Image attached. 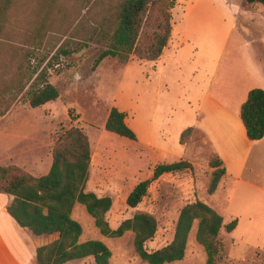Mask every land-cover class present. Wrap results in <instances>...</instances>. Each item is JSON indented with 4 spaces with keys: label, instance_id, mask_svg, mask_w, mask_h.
<instances>
[{
    "label": "rangeland",
    "instance_id": "1",
    "mask_svg": "<svg viewBox=\"0 0 264 264\" xmlns=\"http://www.w3.org/2000/svg\"><path fill=\"white\" fill-rule=\"evenodd\" d=\"M111 1L118 0H106ZM101 7L99 0H11L0 29V104L23 89L0 117V165L45 175L59 134L80 127L92 152L86 191L112 197L106 214L112 228L137 212L153 214L158 230L146 248L154 251L173 239L181 209L201 200L223 212L225 224L234 219H229L231 214L240 218L234 235L220 230L216 264H264V193L239 190L229 209L224 198L214 201L208 192L214 170L209 162L216 154L199 127L217 128L219 104L233 108L229 100L245 88H264V5L175 0L172 35L158 60L132 55L123 63L109 56L95 66L109 41L94 33ZM34 69L47 70L48 81L59 91L56 100L39 107L26 100L25 86ZM112 107L125 113L135 140L106 129ZM189 127L193 131L182 143ZM181 159L192 162L193 170L163 174L137 207L127 204L132 189L151 178L158 164ZM251 162L247 175L261 181L264 146L256 147ZM72 217L83 228L82 241L97 239L110 248L111 264H148L135 251L132 231L120 237L103 235L80 203ZM196 231L197 222L185 257L166 264H207ZM67 264L95 260L89 256Z\"/></svg>",
    "mask_w": 264,
    "mask_h": 264
},
{
    "label": "trees",
    "instance_id": "2",
    "mask_svg": "<svg viewBox=\"0 0 264 264\" xmlns=\"http://www.w3.org/2000/svg\"><path fill=\"white\" fill-rule=\"evenodd\" d=\"M260 3L264 0H245ZM11 0L0 1V29ZM101 10L94 33L108 38L107 47L95 61L97 66L106 57H117L127 63L132 55L147 61H156L168 46L172 35L171 8L175 0H118L110 3L101 0ZM68 54L67 49H62ZM27 85V102L39 107L59 97L58 89L48 81L45 69H34ZM12 88V89H16ZM19 92L0 104V117L6 114L21 95ZM12 91V90H11ZM240 116L250 140L264 137V89L252 88L242 103ZM105 127L119 136L135 140V132L127 124L125 113L112 107ZM193 131L187 128L181 135L185 143ZM189 134V135H188ZM91 144L85 131L72 126L62 131L53 147L52 164L47 174L32 175L20 167L0 165V192L9 197L8 213L33 237L36 249V264H65L72 260L92 256L95 264H111L112 251L101 240L80 241L83 233L81 224L72 217L77 203L84 205L94 218L96 226L105 236L120 237L127 231L134 233L133 245L139 257L148 264H166L185 257L189 235L197 222L196 240L207 253V264H216L221 251L220 230L224 227L232 232L237 219L223 225V215L201 200L186 204L180 211L173 239L166 246L154 251L146 248L158 230L157 218L148 212H137L125 219L117 228H112L106 219L112 197L98 196L86 191L91 163ZM214 169L208 192L213 194L226 173L222 159L215 155L210 159ZM188 160L158 164L151 178L139 182L129 193L127 204L137 207L147 195L151 183L163 174L182 170H193ZM51 237V238H50Z\"/></svg>",
    "mask_w": 264,
    "mask_h": 264
},
{
    "label": "crops",
    "instance_id": "3",
    "mask_svg": "<svg viewBox=\"0 0 264 264\" xmlns=\"http://www.w3.org/2000/svg\"><path fill=\"white\" fill-rule=\"evenodd\" d=\"M255 86L251 85L245 88L239 95L237 94L229 100L233 108L223 102H221L223 104H219L221 106L215 116L217 128L211 129L207 125L199 126L211 143L215 154L222 159L226 169V173L212 197L216 203L224 198L228 209L239 190L252 191L255 196L258 192L264 193V175L258 182L253 181L247 175L251 172L250 165H252L251 161L256 147L264 146V137L260 140H250L240 116L241 105L247 99L249 90L257 88ZM8 202V195L0 192V264H36L37 245L29 232L8 213ZM221 214L223 215V212ZM231 218L238 220L237 227L231 232L234 235L240 225V218L238 214H231L229 219ZM224 220L225 215L223 216V225H225ZM262 238L264 239V231ZM80 241H82L81 237Z\"/></svg>",
    "mask_w": 264,
    "mask_h": 264
}]
</instances>
